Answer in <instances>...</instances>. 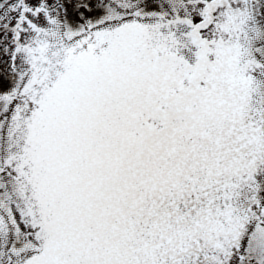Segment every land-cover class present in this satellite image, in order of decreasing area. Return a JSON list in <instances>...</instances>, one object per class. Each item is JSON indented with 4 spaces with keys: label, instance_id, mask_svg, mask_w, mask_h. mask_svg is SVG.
Returning a JSON list of instances; mask_svg holds the SVG:
<instances>
[{
    "label": "snow or ice",
    "instance_id": "6c2138e0",
    "mask_svg": "<svg viewBox=\"0 0 264 264\" xmlns=\"http://www.w3.org/2000/svg\"><path fill=\"white\" fill-rule=\"evenodd\" d=\"M0 264H264V0H0Z\"/></svg>",
    "mask_w": 264,
    "mask_h": 264
}]
</instances>
